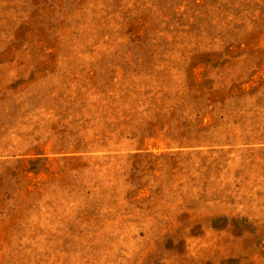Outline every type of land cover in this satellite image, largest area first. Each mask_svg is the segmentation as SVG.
Instances as JSON below:
<instances>
[{
	"label": "rangeland",
	"instance_id": "obj_1",
	"mask_svg": "<svg viewBox=\"0 0 264 264\" xmlns=\"http://www.w3.org/2000/svg\"><path fill=\"white\" fill-rule=\"evenodd\" d=\"M0 264H264V0H0Z\"/></svg>",
	"mask_w": 264,
	"mask_h": 264
}]
</instances>
